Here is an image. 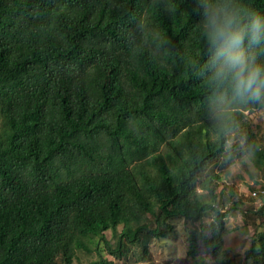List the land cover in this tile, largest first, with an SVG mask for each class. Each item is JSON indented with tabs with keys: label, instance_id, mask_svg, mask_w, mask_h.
Returning a JSON list of instances; mask_svg holds the SVG:
<instances>
[{
	"label": "trees",
	"instance_id": "trees-1",
	"mask_svg": "<svg viewBox=\"0 0 264 264\" xmlns=\"http://www.w3.org/2000/svg\"><path fill=\"white\" fill-rule=\"evenodd\" d=\"M172 2L0 0V264L144 261L177 218L200 221L196 264H235L226 220L241 203L222 202L217 169L241 151L224 149L192 68L208 58L197 0ZM248 112L236 110L237 132L258 142ZM258 232L252 264H264Z\"/></svg>",
	"mask_w": 264,
	"mask_h": 264
},
{
	"label": "clouds",
	"instance_id": "clouds-1",
	"mask_svg": "<svg viewBox=\"0 0 264 264\" xmlns=\"http://www.w3.org/2000/svg\"><path fill=\"white\" fill-rule=\"evenodd\" d=\"M166 10L176 11L172 0H166ZM197 10L202 14L197 31L206 41L208 58L192 68L207 89L204 104L211 126L219 130L226 151L239 150L241 159L254 163L264 146L237 132L236 110L264 117V12L244 0H197ZM137 27L143 30L142 20ZM168 44L161 39L158 47L167 51Z\"/></svg>",
	"mask_w": 264,
	"mask_h": 264
},
{
	"label": "rangeland",
	"instance_id": "rangeland-1",
	"mask_svg": "<svg viewBox=\"0 0 264 264\" xmlns=\"http://www.w3.org/2000/svg\"><path fill=\"white\" fill-rule=\"evenodd\" d=\"M248 119L257 132L258 142L264 146V117L249 111ZM262 151L257 153L254 163L251 159L239 158L232 165L217 169L222 176L219 190L224 188L220 196L222 202L225 205H231L233 200L241 203L240 210H236L226 220L232 231L225 236V247L233 253L235 264H252V261L246 258V250L257 237L258 231L264 229V213L261 212L264 208V193L259 194L264 189ZM211 218L209 214L203 220L208 222ZM173 222L176 224L175 232L165 238H155L150 244V256L146 260L140 262L130 260L129 264H196L188 256V233L189 228L192 225L196 227L200 221L191 223L177 218ZM107 236L110 238L111 233L107 232ZM200 249L203 251L204 247L201 245ZM103 254L107 261L122 264L119 258L108 252ZM206 256L207 264H214L211 256L207 254ZM99 258L97 251L91 254L77 251L75 264H88Z\"/></svg>",
	"mask_w": 264,
	"mask_h": 264
},
{
	"label": "built area",
	"instance_id": "built-area-1",
	"mask_svg": "<svg viewBox=\"0 0 264 264\" xmlns=\"http://www.w3.org/2000/svg\"><path fill=\"white\" fill-rule=\"evenodd\" d=\"M263 192V191H262ZM256 193V192H255Z\"/></svg>",
	"mask_w": 264,
	"mask_h": 264
}]
</instances>
